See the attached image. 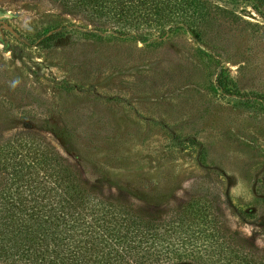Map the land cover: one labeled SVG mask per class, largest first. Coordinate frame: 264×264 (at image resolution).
<instances>
[{
  "label": "rangeland",
  "instance_id": "rangeland-1",
  "mask_svg": "<svg viewBox=\"0 0 264 264\" xmlns=\"http://www.w3.org/2000/svg\"><path fill=\"white\" fill-rule=\"evenodd\" d=\"M202 1L200 37L142 42L0 0V140L38 132L101 193L146 209L215 198L264 248V0Z\"/></svg>",
  "mask_w": 264,
  "mask_h": 264
},
{
  "label": "trees",
  "instance_id": "trees-1",
  "mask_svg": "<svg viewBox=\"0 0 264 264\" xmlns=\"http://www.w3.org/2000/svg\"><path fill=\"white\" fill-rule=\"evenodd\" d=\"M46 1L91 33L142 42L178 29L198 38L209 23L202 0ZM0 264H264V248L228 227L215 198L146 209L104 195L43 135L22 131L0 140Z\"/></svg>",
  "mask_w": 264,
  "mask_h": 264
},
{
  "label": "water",
  "instance_id": "water-1",
  "mask_svg": "<svg viewBox=\"0 0 264 264\" xmlns=\"http://www.w3.org/2000/svg\"><path fill=\"white\" fill-rule=\"evenodd\" d=\"M8 17L9 16V13H5V14H0V17ZM2 27H4V28H6V29H8V30H10V31H12L13 32V29H12V27H10L9 25H7L6 23H2Z\"/></svg>",
  "mask_w": 264,
  "mask_h": 264
}]
</instances>
